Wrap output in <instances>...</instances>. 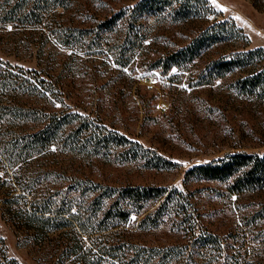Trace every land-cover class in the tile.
Wrapping results in <instances>:
<instances>
[{
	"label": "rangeland",
	"instance_id": "rangeland-1",
	"mask_svg": "<svg viewBox=\"0 0 264 264\" xmlns=\"http://www.w3.org/2000/svg\"><path fill=\"white\" fill-rule=\"evenodd\" d=\"M70 1L65 9L43 10L33 22L19 17L0 20V76L6 75L0 79L1 98L11 97L15 108L31 109L35 116L56 109L78 112L94 128L116 130L171 165L148 167L138 159H120L113 149L92 154L62 145L27 163L25 172L40 176L37 189L50 199L61 196L64 200L71 195L66 187L71 178L109 185H162L189 193V200L201 212V223L215 232L232 228L255 211L260 216L253 221L264 223V184L231 191L229 179L181 178L186 167L224 153H264V101L232 88L230 82L240 70L198 83L205 63L217 53L240 46L264 48V0H207L217 12L216 19L229 17L241 29L245 45L240 40L218 43L184 65L166 70L151 67L150 61L184 44L212 14L198 20L142 16L144 37L118 53L123 19L111 30L102 31L104 37L95 41L90 38L92 29L98 20L135 0ZM64 27L82 28L89 34L82 36L84 41L67 47L59 39ZM31 73L49 83L53 94L40 89ZM18 81L23 86L33 85L29 88L35 93L28 98ZM34 123L14 120L10 128L18 137L16 133L30 130ZM10 172L0 161V237L5 253L19 264H51L57 231L49 233L48 240L34 242L26 239L8 216L3 194ZM22 201L13 197L11 208L22 207ZM155 204L149 201L136 217L131 214L132 223ZM172 217H165L166 222L154 228L124 233V237L148 244L178 241L179 233L169 226ZM131 221L125 226L130 227ZM259 249L257 257L263 263L264 245Z\"/></svg>",
	"mask_w": 264,
	"mask_h": 264
},
{
	"label": "trees",
	"instance_id": "trees-1",
	"mask_svg": "<svg viewBox=\"0 0 264 264\" xmlns=\"http://www.w3.org/2000/svg\"><path fill=\"white\" fill-rule=\"evenodd\" d=\"M69 4L70 0H0V20L6 22L19 17L33 22L43 10L65 9ZM160 14L171 20L206 19L209 14L213 18L199 26L184 44L151 60V67L166 70L184 65L201 50L218 43L240 40L245 45L241 29L229 17L216 19L217 12L207 0H135L98 20L90 38L95 41L104 37L102 31L111 30L123 19L127 25L124 24V34L117 46L121 53L144 37L140 23L142 16ZM70 28L60 29L63 32L59 39L65 46L81 39L84 41L82 36L89 34L82 28ZM234 70H240V74L231 80L232 88L264 101V48L261 46H240L217 53L205 63L198 83L210 82ZM31 74L40 89L53 94L49 83L45 84L35 73ZM3 76L6 75L2 74L1 80L5 79ZM27 85L34 88L30 83ZM18 86L23 87L22 92L28 98L35 93L21 82ZM13 101L11 97L3 100L0 96V161L11 168L3 201L15 228L21 230L26 239L41 243L49 239V233L57 231L53 238L51 264H264L257 257L261 254L259 246L264 245V223L253 221L260 216L256 211L232 228L218 233L201 223V212L189 200L190 194L175 187L109 185L87 178H71L66 186L71 195L64 200L61 196L50 199L37 189L40 176L31 175L25 169L30 159L62 145L72 150H88L92 154L113 149L120 159H138L148 167L167 168L171 162L116 130L104 126L94 128L78 112L56 109L35 116L31 109L15 108ZM14 120L35 123L30 130H22L15 137L10 128ZM181 178L183 181L229 179L231 191L259 186L264 184V153H224L186 167ZM16 196L23 198V206L11 208ZM149 201L156 202L155 206L136 219L142 206ZM131 214L135 216L134 223ZM169 215L173 216L169 226L180 235L178 241L148 244L124 237V233L154 228L166 222L164 218ZM129 221L130 227L125 226ZM0 264H19L7 256L1 237Z\"/></svg>",
	"mask_w": 264,
	"mask_h": 264
},
{
	"label": "snow or ice",
	"instance_id": "snow-or-ice-1",
	"mask_svg": "<svg viewBox=\"0 0 264 264\" xmlns=\"http://www.w3.org/2000/svg\"><path fill=\"white\" fill-rule=\"evenodd\" d=\"M175 71V70H174Z\"/></svg>",
	"mask_w": 264,
	"mask_h": 264
}]
</instances>
